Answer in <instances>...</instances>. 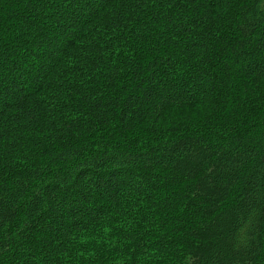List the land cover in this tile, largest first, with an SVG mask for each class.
<instances>
[{"label": "trees", "instance_id": "trees-1", "mask_svg": "<svg viewBox=\"0 0 264 264\" xmlns=\"http://www.w3.org/2000/svg\"><path fill=\"white\" fill-rule=\"evenodd\" d=\"M0 264H264V0H0Z\"/></svg>", "mask_w": 264, "mask_h": 264}]
</instances>
